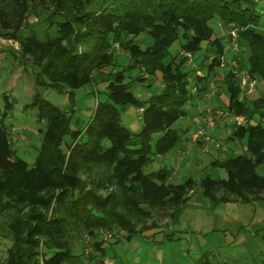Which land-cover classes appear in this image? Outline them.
<instances>
[{"label": "trees", "instance_id": "obj_1", "mask_svg": "<svg viewBox=\"0 0 264 264\" xmlns=\"http://www.w3.org/2000/svg\"><path fill=\"white\" fill-rule=\"evenodd\" d=\"M29 14L44 26L42 36L26 27ZM215 24L235 29L243 49L241 66L258 81L262 96L239 102L235 79L228 71H217L227 96L220 109L246 118L247 125L229 135L232 141L244 140L245 153L211 162L224 170V179L169 183L167 169H145L155 157L179 147L181 132L173 125L195 95L188 86L198 87L200 95L215 74L225 49ZM141 34L150 38L149 46L135 42ZM0 37L17 41L30 57L36 90H66L72 100L76 90L102 85L105 96L89 121L73 130L70 114L37 91L32 107L44 130L33 166L16 157L9 142L11 124L0 114V216L6 219L0 226V246L5 247L0 264H67L75 258L68 245L73 231L93 240L113 230L140 234L133 228L144 217L143 208L166 207L178 218L196 184L212 206L261 201L264 178L257 169L264 166L259 120L264 118V0H0ZM177 41L178 53L165 60ZM115 45L125 52L124 59ZM181 53L199 60L202 79L187 69ZM152 79L161 83L160 92L144 100L136 97L133 86L148 82V88ZM212 102L205 104L212 107ZM128 106L142 110L137 134L120 123L118 107ZM94 169L102 170L101 184L91 178L94 188H87L80 175L89 176ZM103 183L115 191L97 194ZM94 248L104 255L103 243ZM196 264L212 263L203 256Z\"/></svg>", "mask_w": 264, "mask_h": 264}, {"label": "rangeland", "instance_id": "obj_2", "mask_svg": "<svg viewBox=\"0 0 264 264\" xmlns=\"http://www.w3.org/2000/svg\"><path fill=\"white\" fill-rule=\"evenodd\" d=\"M37 20L34 14H29L25 20L26 27L41 34L44 26ZM212 27L218 38L225 39L230 31V28H225L221 24H215ZM21 33L23 34L24 31L21 30ZM135 42L142 47L151 44V40L146 34H141L135 39ZM179 45L180 41H177L169 48L165 60L178 53ZM114 49L118 51L121 58L126 57L120 47L114 46ZM185 54L190 53L179 55L180 58L182 57L184 65L183 56ZM22 59L24 65L21 62ZM199 63V60L194 59L191 67H187V69H192L193 74L196 70L202 74ZM35 72L34 67L31 66L30 57L22 53L20 44L17 41L0 37V114H5L6 123L11 124L9 142L12 145V150H15L17 158L24 160L29 166H33L35 163L44 130L43 123L37 120V109L32 107L38 91L32 80ZM137 74L136 70L131 72L132 77ZM147 84L148 82H145L133 86L134 95L144 100L150 95L158 94L162 87L158 79H152L151 85L145 88ZM260 87L256 80L255 91L248 95L249 102L262 96ZM216 89L217 93L214 96L221 95L220 97L225 103L227 96L224 93L223 83L218 84ZM261 91L263 92V89ZM38 92L42 99L50 105L70 114V128L73 130L87 123L95 104L105 100L102 85L76 90L72 100L66 90L46 89ZM201 93L193 95L184 105L185 115L173 125V129L181 132L179 147L169 151L163 157H155L152 165L146 168L145 172H156L165 168L170 173L169 183L173 173L175 176L179 174L180 177L185 176L184 178L196 182L199 181L197 178L205 176L212 179L226 178L223 169L212 166L211 153L214 152L218 160L228 158L237 154V150L232 149L231 146L238 142L226 139V137L216 139L220 141L223 150L203 149L200 146L201 143H191V135L197 128L194 119L204 117L203 106L205 104H199L196 97H206L207 90H203ZM118 108L121 125L133 134L139 133L142 113L139 112L140 109L132 106ZM215 110L223 109L215 107ZM11 129H14L15 133H12ZM208 131L209 137L217 138L215 133L210 134ZM156 137L153 136L152 144ZM66 139L68 138L66 137ZM196 146H200V149ZM227 149H229V153H226ZM181 150L183 152L178 154ZM241 153L243 152L238 154ZM215 156L213 155V157ZM185 159L187 165L183 164ZM198 162L201 164L200 168L197 167ZM259 168L258 174L264 176V166ZM80 177L83 180L86 179L87 188H91V186L94 188V185H89L90 181L92 182L91 178H93L94 184H97L103 174L102 170L94 169L89 176L80 175ZM179 178L178 180L173 179L171 183H182L183 181ZM197 186V184L194 185L193 190L188 192V202L178 218L175 216L176 219L170 216L171 210L169 211L166 207L163 210L143 208L144 217L140 222L135 223L133 228L135 232L140 231V234L130 237L132 233L128 231L113 230L110 234H100L93 240L86 233L73 231L72 239L68 245L70 253L75 258L67 264H196L203 256H207L208 261L212 264H264V203L258 202L252 205L221 203L215 207L202 198L201 191ZM95 190L101 196L115 191L108 183H103L100 188ZM262 197L264 195L261 196V200H264ZM5 221L6 219L0 216V226H3ZM95 243H103L104 255L94 248ZM4 250L5 247L0 246V254ZM2 256L3 254L0 255V260L3 259Z\"/></svg>", "mask_w": 264, "mask_h": 264}, {"label": "built area", "instance_id": "obj_3", "mask_svg": "<svg viewBox=\"0 0 264 264\" xmlns=\"http://www.w3.org/2000/svg\"><path fill=\"white\" fill-rule=\"evenodd\" d=\"M225 49L221 56L217 59V66L215 67V74L211 76L207 85V94L206 97L202 99L211 102L215 97V93H217V85L221 83L220 77L217 75V71H228L232 77L236 81V86L239 91L238 101H249L250 95L255 91L256 88V79L252 78L248 71L241 66V54L243 53L242 47L238 43V37L235 29L230 28L227 37L224 39ZM117 47V45H115ZM185 59V66L191 67L194 62V58L190 54H185L183 56ZM192 70V69H191ZM194 76L198 78H203V74L199 73L198 70L194 71ZM187 81L191 82V77H188ZM189 90L192 93L197 92L198 87H190ZM139 112H142L140 109ZM203 124L197 126L194 133L191 135V143L198 144L201 143V147L203 149L213 148V149H221V143L219 140L209 137L207 131L213 128L217 123L226 124L230 129H236L238 127H244L247 123L246 118L244 116H233L230 112L226 110H215V108H211L208 104L203 106ZM256 118H258L256 116ZM261 125L264 127V118L259 119ZM12 133H15L14 129H11ZM222 142V141H221Z\"/></svg>", "mask_w": 264, "mask_h": 264}, {"label": "crops", "instance_id": "obj_4", "mask_svg": "<svg viewBox=\"0 0 264 264\" xmlns=\"http://www.w3.org/2000/svg\"><path fill=\"white\" fill-rule=\"evenodd\" d=\"M214 99V102H212L211 103V106H212V108H223V104H224V102H223V100H222V97H214L213 98ZM197 100H199V104L200 103H202V104H205L206 103V101L205 100H203L202 98H198L197 97ZM210 105V104H209ZM194 122L197 124V126H199V125H202L203 124V118L202 119H198L197 117L194 119ZM250 126H254L255 125V122L254 121H252V122H250V124H249ZM231 129L229 128V126L228 125H224V124H222V123H217L216 124V126H214L212 129H210L208 132L210 133V134H213V133H215L216 135H217V138H215V139H224V137H226V139H229V135H230V133H231ZM237 142V141H236ZM237 145V148H235V146ZM236 145H234V144H232V146H231V148L232 149H235V150H237V154H235V155H238V153H240V152H243L244 153V151H245V146H244V140H242V141H240V142H238V144L236 143ZM201 146V145H200ZM200 146H196V147H198L199 149H200ZM183 151L181 150L178 154H181ZM226 153H229V149H227V152ZM243 153H241V154H243ZM212 155H211V158L213 159L211 162H213V161H216V160H218L217 158H216V156H215V154H214V152H212L211 153ZM213 155L215 156V157H213ZM231 156H234V155H231ZM225 159V158H224ZM174 162V161H173ZM183 164H185V165H187V160L185 159V162H183ZM185 165H183V166H185ZM200 166H201V164L198 162L197 163V167L198 168H200ZM213 166V165H212ZM214 168H216V167H214ZM173 170V169H172ZM258 170H260V168H258L257 169V171ZM258 173V172H257ZM262 178H264V176H262V175H260ZM180 176H179V174H178V176H175V174L173 173L172 174V176H171V182L173 181V179L174 180H178V178H179ZM185 176H181L179 179H181V181H184V180H186V179H188V178H184ZM199 179H201V178H197V180H199ZM264 195V194H263ZM262 195V196H263ZM262 199H264V197H262ZM258 202H261V203H264V200H261V201H258ZM258 202H253V203H246V204H255V203H258ZM230 203H234V202H230ZM237 204H243V203H237ZM215 207H217V206H215Z\"/></svg>", "mask_w": 264, "mask_h": 264}]
</instances>
